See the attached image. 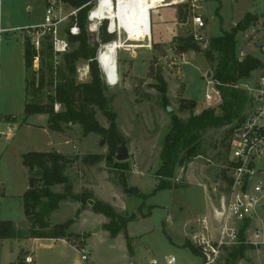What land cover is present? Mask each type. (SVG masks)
<instances>
[{"label": "rangeland", "instance_id": "374dc122", "mask_svg": "<svg viewBox=\"0 0 264 264\" xmlns=\"http://www.w3.org/2000/svg\"><path fill=\"white\" fill-rule=\"evenodd\" d=\"M170 1L172 0L160 3ZM180 3L184 2L173 5L176 11ZM44 4V0H2L0 15L3 27L14 28L3 35L0 43V112L6 116H14L17 123L12 139H0V220H11L17 228L24 230H28L31 224L26 221L21 197L28 178L21 162V154L33 150L46 136L38 128L42 114H32L23 121L25 74L22 49L24 39L27 37L30 41V38L26 29L20 28L42 21ZM65 7V12L75 8L67 5ZM216 7L218 15L215 13ZM154 8L149 10V29L151 30L152 21L153 32L163 35L165 44L146 42L147 36L130 41L121 30L113 39H121L123 42V46L117 50L114 75L116 81L113 83L106 78L97 59L101 46L110 41L102 42L99 29L92 35V39L97 42L95 59L106 86L108 107L116 115L118 139L113 146V152L120 144L122 136L129 157L124 161H117L111 155L108 147L112 143L108 142L107 134L103 136L89 133L82 136L77 124L66 125L62 133L68 138L66 151L69 150L70 153L60 154L66 159L69 158L72 163L67 173L72 180L73 189H93L99 184L100 198L95 194L96 198L109 203L118 212L135 215L126 227V234L132 237L130 248L127 247L123 235L111 238L103 229L102 222L107 221V218L102 214L93 213L92 202L88 200L82 208L80 203V210L76 214L73 204L65 201L51 213L50 221L60 223L72 219L68 229L72 233V237L67 240L69 245L62 240L44 239L35 242L28 240L29 238L2 239L0 264H29L24 262V257L29 254L33 258L30 264H134L135 260L130 257L129 252L137 250L142 253L144 264H148L152 258L157 264H166L167 256H173L176 264H200L199 255L184 245H173L169 237L175 243H185L187 240L199 249L192 243L191 234L195 231L197 217L217 207L220 199L226 194L227 171L224 159L227 160L228 153L225 157L224 147L218 144L225 128L208 130L204 135L205 155L195 158L185 169L180 167L175 171L172 181L180 187L154 190L158 181L154 173L160 163L159 152L170 124V116L176 114L182 118L187 117L186 111L179 110L181 99L195 100L196 112L219 104L217 101L205 102V92L213 89V85L207 82L211 78H206L210 65L202 51H195L193 48L179 51L173 39L185 37L195 28L193 13H199L205 19L201 32L208 39L219 34L221 30L229 29L249 11L260 15V19L245 31L238 33L236 50L238 56L251 53L257 57L255 54L264 43V0H199L198 8L192 10L188 7L183 18L177 17V21L183 22V25L179 28V34L171 39L168 27L175 20L173 8ZM162 20H165V24ZM86 29L88 31V22ZM60 32L64 35L68 33V25L62 24ZM198 45L200 50L205 48L204 44ZM175 56H183L186 62L179 67L170 65V58ZM39 63L40 59L38 65ZM263 72L262 68L255 70L239 87L247 89L252 86L255 77ZM157 77L166 85V102L161 99L155 87ZM76 78L77 81L89 79L86 61L77 62ZM48 91H52L50 87L43 88L44 101ZM167 105L171 107V111H166ZM59 108L58 104L54 105L55 110ZM96 118L103 128L108 127L106 117L98 109ZM218 152L221 155L219 160L215 158ZM92 156L99 158L90 164L81 161L82 157L89 161L88 157ZM121 180H124L127 188L135 187L145 196L139 197L134 193L125 192L120 184ZM112 196L113 201H110ZM82 210H85L84 221H81L80 216ZM263 212L264 209L258 210L255 218L262 215L264 222ZM166 218L167 221L170 218V224L165 225ZM82 245L90 250V257L85 261L80 260L78 253L79 246ZM223 249L214 264H224ZM258 257L255 248H248L244 257L236 264H262Z\"/></svg>", "mask_w": 264, "mask_h": 264}, {"label": "trees", "instance_id": "16d2710c", "mask_svg": "<svg viewBox=\"0 0 264 264\" xmlns=\"http://www.w3.org/2000/svg\"><path fill=\"white\" fill-rule=\"evenodd\" d=\"M67 6L81 7L78 10L77 23L79 33L76 36L68 35L71 42V50L65 53L62 61L55 69L52 66V53L49 43L42 42L39 51L38 70L32 68V60L35 50L26 37L23 41V64H24V106L23 121L32 114L46 115L47 128L56 132H63L68 124L80 126L82 136L89 133H97L107 139L111 155L114 156L113 146L117 142L116 115L108 107L109 98L106 96V86L98 63L95 59L97 42L90 39L86 29L87 12L92 5V0H63ZM219 1V0H218ZM188 3H180L177 6V17L186 15ZM218 7L215 8L217 14ZM218 15V14H217ZM260 19V15L245 12L229 29L221 30L216 36L206 39V45L200 50L199 45L193 40L192 35L174 37L179 51L193 48L202 51L203 56L210 65L209 71L214 87L220 95V102L216 107H205L196 112V101L193 99H181L179 110L186 111L187 117L182 118L171 114L169 127L163 137L159 152L160 163L155 170L158 179L154 190L166 188H178L177 183L172 181L177 168L185 169L195 158L205 155L204 135L208 130L223 129L218 144L224 147V154L228 153V145L233 129L242 121L245 111L250 104V95L247 90L239 87L248 80L252 72L264 67V62L252 55L244 54L241 58L237 55V34L245 31ZM264 22V21H263ZM99 35L103 43L115 38L114 34L106 32V20L99 27ZM79 61H86L89 71L87 81H77L76 65ZM50 87L52 91L45 93L43 100V88ZM161 99L166 102V85L160 77H157L155 85ZM58 104L60 108L54 109ZM96 109L106 117L108 127L103 128L96 118ZM13 120H16L14 118ZM213 146V145H212ZM218 152L215 158L219 160ZM82 157L83 163L90 164L99 157ZM96 159V160H95ZM60 153L53 151H26L21 154V162L27 171V188L22 193L24 215L30 222L28 230L19 229L11 220H0V243L2 239L21 238H48L66 239L72 237L68 231L72 219H66L60 223L49 222L50 214L59 208L63 200H73L81 203L82 208L88 200H92L91 210L95 214H102L107 221L102 224L111 238L123 232L127 247L130 248V238L126 234L127 224L135 218L133 213L118 212L109 203L98 199L92 191L83 190L73 192L72 182L65 170L68 164ZM227 160L224 159L226 165ZM125 192L134 193L144 197L135 187H126L124 180L120 181ZM61 186V191H54L53 187ZM139 194H138V193ZM80 209L76 211L78 214ZM250 223V218L243 220L239 226V238L243 240L245 229ZM194 254L199 255L200 250L195 248L187 240L183 244ZM248 248H255L252 244L241 241L237 245L224 247V264H236L244 257Z\"/></svg>", "mask_w": 264, "mask_h": 264}, {"label": "built area", "instance_id": "2783aa9c", "mask_svg": "<svg viewBox=\"0 0 264 264\" xmlns=\"http://www.w3.org/2000/svg\"><path fill=\"white\" fill-rule=\"evenodd\" d=\"M103 1L92 0V5L87 12L88 33L92 41H94L92 35L97 32L105 20H108L107 33L120 34L118 27H110L107 5ZM110 1L114 7L117 0ZM198 1L179 0V2L188 3L192 10L198 8ZM44 2L42 21L20 28L26 29L30 43L35 50L32 65L34 70L39 67V51L44 40L49 43L51 48L53 68L59 66L63 55L71 48L68 35L76 36L79 33L77 12L89 3L65 12L67 7H65L66 4L63 0H44ZM1 5L2 0H0V15ZM153 8L150 7L149 10ZM192 21L195 28L190 35L196 43L206 45V38L201 32L205 26L202 16L199 13H193ZM62 24L68 25V33L65 35L60 32ZM13 29L3 27L0 23V43L3 40V35ZM258 53L264 62V43L260 45ZM242 56L241 54L239 58ZM184 62L186 61L183 56L170 58V65L172 66L179 67ZM207 82L209 85H213V89H208L205 92V102H220V95L214 87V81L209 78ZM246 90L250 95V104L242 121L233 129L228 145L225 166L227 171L226 194L220 199L217 207L197 217L196 231L191 235L192 243L200 249L203 264H214L224 247L237 245L241 241L262 249L261 263L264 264V222L261 218L262 215L256 218L258 224L253 229L252 235H246L249 223L244 231L243 240L239 238L241 222L246 218H250V220L255 218L257 211L262 210L261 206L264 204V72L256 76L253 85L247 87ZM14 118V116H6L0 112V139L8 141L14 137L17 128ZM78 253L80 260L85 261L90 257V250L84 245L79 246ZM24 262L32 263V256L26 255ZM173 262L174 257L169 256L167 263L172 264ZM153 263L156 262L153 261Z\"/></svg>", "mask_w": 264, "mask_h": 264}, {"label": "crops", "instance_id": "0c3cea01", "mask_svg": "<svg viewBox=\"0 0 264 264\" xmlns=\"http://www.w3.org/2000/svg\"><path fill=\"white\" fill-rule=\"evenodd\" d=\"M179 1L177 0V2H175V3H168V4H165V3H158L157 5H156V7L154 8V9H159V8H168V7H170V8H173V11H172V14H173V16L175 17L174 19V21L172 22V25L171 26H169L168 27V30H169V33H168V35H170L169 37H170V39L174 36V35H176V34H179V31H180V29L179 28H181V26L183 25V22H179V21H177V11L175 10V6H173L174 4H177ZM27 8H29L30 9V7L28 6ZM248 12V11H247ZM203 18V17H202ZM203 20H204V23H205V19L203 18ZM150 21H151V19H150ZM163 21V23L165 24V20H162ZM150 34H147L146 36H147V38H146V42H150V43H154V44H159V45H164L165 44V37H163V35H161V34H159L158 35V33H156V32H153V30H152V21H151V30H150V32H149ZM221 33V32H220ZM219 33V34H220ZM219 34H215V35H212V36H216V35H219ZM238 35V34H237ZM145 36V37H146ZM169 41V40H168ZM23 50V49H22ZM22 53H23V51H22ZM243 54V53H242ZM246 54V53H245ZM255 54V53H254ZM255 55H257V57L258 58H260L261 59V56L259 55V53H257V54H255ZM254 72V71H253ZM43 116H42V118H41V122H39V126L40 127H38L39 128V130L40 131H42V133L43 134H45V136H46V138L45 139H43V142L42 143H40L39 145H37L34 149H33V151H43V152H47V151H56V153H61V154H63V155H66L67 153H70L69 152V150H67L66 151V148H68L66 145L69 143V141H68V138L66 137V136H64L62 133L63 132H51V133H49L50 131H49V129L47 128V124H46V115H44V114H42ZM51 134V135H50ZM78 142H79V140H77ZM57 145V146H56ZM77 145V144H76ZM76 145H75V147H76ZM69 161H68V164H67V167H66V170H65V172H66V174L68 175V173H67V169H68V167L69 166H71L72 165V163L70 162V159L69 158H67ZM26 170V169H25ZM69 176V175H68ZM71 179V178H70ZM71 182H72V180H71ZM99 182H100V180H99ZM54 187H58V189H54ZM53 187V190L54 191H61V186L60 185H56V186H54ZM26 188H27V186H26ZM26 188H25V190H26ZM72 189H73V183H72ZM81 189V191H83V190H89V191H92L93 192V194L95 195H98V191H99V184L97 185V188L96 187H93V189L91 188H88L87 189V187L86 188H80ZM24 190V191H25ZM80 190L79 191H77L76 189H73V192H76V193H79V192H81ZM98 197H99V195H98ZM114 196H112L111 197V200L110 201H113L112 200V198H113ZM100 198V197H99ZM102 199H104V200H107L106 198H102ZM65 201H67L66 203H70V204H73V208L74 209H76L75 211H77L78 210V208L80 207V202H78V201H73V200H69V199H67V200H63V201H61L60 202V204H59V208H60V205H61V203H63V202H65ZM108 201V200H107ZM84 211L85 210H82L81 211V213H80V216H81V221H84V219H85V213H84ZM119 212H121V211H119ZM263 214H264V212H263ZM51 215V214H50ZM98 215H100V214H98ZM171 218V217H170ZM170 218L168 219V221H167V218L165 219V225H167V224H170ZM49 222L51 223V224H53V223H55V222H52V221H50V216H49ZM106 221H103L102 223H105ZM258 224V222H257V220H256V218H253L252 220H251V222H250V225H249V227L247 228V230H246V235L247 236H251L252 235V232H253V229L256 227V225ZM69 231V230H68ZM195 231H196V228H195ZM194 231V232H195ZM70 232V231H69ZM193 233V232H192ZM119 235H123L124 236V239H125V235H124V233L123 232H120V233H118L115 237H117V236H119ZM192 235V234H191ZM129 237V236H128ZM130 238V240L132 239V237H129ZM44 239H48V238H29L28 240H30V241H35V242H39V241H41V240H44ZM49 240H62V241H64L65 243H67L68 245H69V242L66 240V239H62V238H58V239H49ZM169 240H170V243H172L173 245H179L180 247H183V244L184 243H175V242H173L172 241V239H171V237H169ZM145 248H147L146 247V245H145ZM255 250H257V252H258V255H259V257H258V260L260 259L261 260V257H262V253H263V250L262 249H258V248H255ZM260 251H262L261 253H259ZM30 255V254H29ZM129 255H130V257L131 258H133L135 261V263L134 264H144L142 261H143V259H142V253L140 252V251H132V253L131 252H129ZM168 257L169 256H167V258H166V264H168L167 263V259H168ZM199 257L201 258V262H200V264H203V257H202V255H201V253L199 254ZM153 261H155L156 262V260L155 259H151L149 262H148V264H157V262L156 263H153ZM177 263V261L174 259V262L172 263V264H176ZM178 264H181V263H178Z\"/></svg>", "mask_w": 264, "mask_h": 264}, {"label": "bare ground", "instance_id": "6f19581e", "mask_svg": "<svg viewBox=\"0 0 264 264\" xmlns=\"http://www.w3.org/2000/svg\"><path fill=\"white\" fill-rule=\"evenodd\" d=\"M163 1L165 0H117L114 7L110 0H104L103 3L107 5L106 10L107 16L110 18V27H118L120 32L122 30L126 33L127 40L133 41L149 34V8L155 7ZM173 2H176V0L170 1V3ZM122 46L121 39L112 40L98 51L97 58L103 69L102 71L112 83L116 81L114 75L117 50Z\"/></svg>", "mask_w": 264, "mask_h": 264}, {"label": "water", "instance_id": "95a60500", "mask_svg": "<svg viewBox=\"0 0 264 264\" xmlns=\"http://www.w3.org/2000/svg\"><path fill=\"white\" fill-rule=\"evenodd\" d=\"M211 76L210 71L208 70L206 72V78H209ZM166 111H171V107L169 105L166 106ZM54 153H56V151H53ZM129 157V153H128V149L126 146V142L125 139L120 136V144L116 147L115 152H114V158L117 161H124ZM90 202H92L91 200H89ZM262 209H264V204L261 206Z\"/></svg>", "mask_w": 264, "mask_h": 264}]
</instances>
